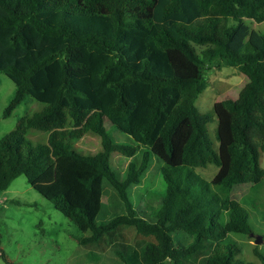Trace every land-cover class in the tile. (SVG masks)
I'll return each instance as SVG.
<instances>
[{
    "label": "trees",
    "instance_id": "1",
    "mask_svg": "<svg viewBox=\"0 0 264 264\" xmlns=\"http://www.w3.org/2000/svg\"><path fill=\"white\" fill-rule=\"evenodd\" d=\"M246 19L264 21V0H0V73L15 86L2 117L27 97L43 104L0 138V193L24 175L100 264H244L224 241L251 237L233 188L264 180V32ZM211 63L237 68L247 83L202 114L194 102ZM213 116L217 149L207 131ZM104 119L134 144L113 141ZM30 130L47 133L46 142L25 139ZM88 133L100 150L75 152ZM112 153L140 154L123 180L108 165ZM150 155L163 163L166 188L148 222L128 190ZM208 165L217 168L210 181L194 174ZM104 183L124 212L98 223ZM0 257L14 264L1 248Z\"/></svg>",
    "mask_w": 264,
    "mask_h": 264
},
{
    "label": "rangeland",
    "instance_id": "2",
    "mask_svg": "<svg viewBox=\"0 0 264 264\" xmlns=\"http://www.w3.org/2000/svg\"><path fill=\"white\" fill-rule=\"evenodd\" d=\"M245 23L251 29L264 32V21L257 23L246 19ZM204 70L207 86L194 102L197 110L202 114L211 112L217 102L237 99L239 92L247 83V78L234 67L222 64L217 68L215 63H211L206 64ZM14 90L12 81L0 73V138L13 130L22 117L43 107V104L27 97L10 116L3 118L2 113L10 103ZM103 126L113 141L124 145L134 144L129 136L118 130L107 119H104ZM216 126L217 119L213 116V121L207 124V131L215 143V149L218 147L215 137ZM25 139L33 144L45 143L47 133L30 130L26 133ZM100 148V139L93 133H88L72 143V149L82 155L95 154ZM139 158V153L133 158L112 153L108 165L116 177L123 180L128 165ZM259 164L264 169V151L260 154ZM162 166L160 159L150 155L149 167L142 174L140 183L128 190L129 201L137 215L148 222L153 220V215L165 194L166 184L161 176ZM216 171L214 165H208L206 168L194 169V174L210 181ZM231 198L247 210L250 234L262 237V241L255 244L251 237L229 234L224 244H234L238 250L236 258L244 264H262L259 257L254 254V249L256 248L264 257V180L257 185L235 186ZM123 212V204L116 191L108 183H104L102 208L96 221L105 222ZM80 235L66 217L28 184L24 175L18 176L5 191L0 193V248L10 263L100 264L95 260L96 255L85 256V251L77 246L76 238ZM102 255L111 257L107 253L101 254V257ZM106 261L110 262L109 259ZM0 264H6L1 257Z\"/></svg>",
    "mask_w": 264,
    "mask_h": 264
},
{
    "label": "water",
    "instance_id": "3",
    "mask_svg": "<svg viewBox=\"0 0 264 264\" xmlns=\"http://www.w3.org/2000/svg\"><path fill=\"white\" fill-rule=\"evenodd\" d=\"M250 236L254 239V243H255V244H259V243H261V241H262V237H260V236H254V235H252V234H250Z\"/></svg>",
    "mask_w": 264,
    "mask_h": 264
}]
</instances>
